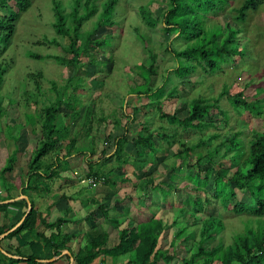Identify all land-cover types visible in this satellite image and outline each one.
<instances>
[{"label": "trees", "instance_id": "obj_1", "mask_svg": "<svg viewBox=\"0 0 264 264\" xmlns=\"http://www.w3.org/2000/svg\"><path fill=\"white\" fill-rule=\"evenodd\" d=\"M96 1L73 0L69 11H66L60 2L52 0L53 30L56 36L67 42L61 45L56 36L52 38L44 36L42 44L60 46L64 53V55H47L46 58H52L60 65H69L74 69L81 66V59L84 56L91 57L88 60L90 65L94 64L98 67L106 65L104 60L94 56L96 54L94 47L101 49L106 47V43L104 39L92 38V36L100 28L114 25L115 22L110 15L113 13L117 0H105L100 5V12H98ZM263 1L242 0L238 6L231 8L233 14L230 15V21L238 25L243 24L249 12L255 11ZM31 3L32 0H0V10L7 11V14H0V117L9 116L8 108L13 103L18 104L17 107L22 105L26 110L31 109L23 113L21 124L13 120V125L5 126L14 147L8 154L5 164L0 168V181L3 186V191L0 193V217L7 218L8 215L15 213V210L9 208L10 206L20 208L22 211L16 222L11 225L6 222L0 226V235L10 230L27 210L26 200L14 198L20 195L27 196L31 210L22 222L3 239H9L21 232L32 233L38 240L29 243L32 251L31 257L28 258L30 261L42 257L44 252H48L49 256H56L63 250L69 249L68 243L76 237L73 234L61 232V226L68 222L66 218L58 217L54 222H49L47 214L53 202L48 203L46 211L40 212L34 204V199L46 197L52 192L54 181L61 178V173L69 169L64 164H68L73 156L85 158L87 171L83 178L101 179L103 186L111 184L116 186V182L133 181L131 182L132 189L140 190L148 205L149 202L154 203L153 191H158L161 198L165 199L172 187L173 189L178 188L167 182L154 184L152 173L147 171L149 167L155 168L153 161L158 159L156 155L158 152L162 151L164 157L168 154L167 148L155 142L157 138L167 146L178 144L177 149L170 154L167 177L170 181L176 177L175 171L181 167V164L184 165V169L192 172V174H187L190 184H184L189 196L183 201L177 200L174 204L179 212L185 214V217L186 215L191 216V223L194 226L189 229L183 221H180L173 237L167 245L162 246L160 239L167 224L163 217H156L154 213H149L143 221L132 224L127 214L108 217L107 211L102 210L104 220L110 225V229L117 233V241L107 249L109 231L89 228L82 234L84 243L82 242L73 253V264H92L99 255L115 259L119 256H126L127 260L124 264H264V127L262 132L251 135L246 147L238 139L241 132L230 133L214 146L207 147L208 144L211 145L214 142L217 134H210L205 140L199 138L197 142L188 145L177 139L175 128L168 133L163 128L160 129L161 131L149 132L146 127H143L140 131L144 132L134 137L129 135L130 130L125 125L120 135L111 138L112 154L110 157H113L116 163L115 169L120 171L127 164H131L135 172L142 173L131 180L133 178L127 177L126 174L115 177L114 170L103 172L95 168L98 160H92L93 138H89L83 146H76L77 138L70 135L72 127L58 125L62 120L61 117L78 120L80 111H83L79 123L80 129L83 130L82 133L87 135L93 121L95 122L93 105L81 106L80 101L74 102L79 99L76 91L84 83L82 77L72 76L68 79L67 86L71 87L68 92L64 88L57 90L55 82L51 81L49 91L54 94L50 99L46 96L48 89L42 86L44 73L41 70L28 71L23 78L17 81L22 87L23 104L12 97L13 92L2 93L5 72L10 65L14 64V56H10V59L5 57L6 45L15 34L20 14L25 12ZM228 4L230 0H166V8L157 17L153 16L147 6H139L138 12L146 27L154 28L161 24L163 31L174 33L172 40L165 44V51L170 53L175 63L170 68L171 71L176 77L184 78L198 67L212 73L221 69L222 64L232 61L236 55L247 56L241 51L244 43H239L237 39V35L241 32L240 28L232 27L227 21L223 25L206 26L209 15L222 11ZM91 17H95L91 29L81 35L82 24ZM136 32V39L141 41L146 50V59L137 64L136 69H131L135 72V76L142 79V82L133 81L129 95L140 97L141 100L146 99L147 102L142 107L154 106L160 120H166L170 126L181 129L205 131L214 126L217 121L210 114L211 109L218 110L220 117H226L225 112L218 106L219 100L224 96L233 109H242L254 117L262 116L264 97L247 100L243 96L242 89L230 92V87L227 85L222 87L216 97L199 95L190 98L185 103L187 112L182 118L174 112H165L162 108L163 99L171 100L176 94V88L172 86L166 90L167 81H171L167 74L163 75L162 84L152 85L150 78L157 74L155 66L157 54L150 46L149 36L146 33ZM174 40L183 42V46L173 47ZM27 53L32 59L42 58L33 52L28 51ZM260 92L262 89L256 90L255 94ZM61 107L66 108L69 114L60 111ZM136 107L134 106V110H137ZM130 121H134V116H131ZM27 126L28 133L33 136L32 146L22 158L25 171L20 170V183L17 186L9 177L17 161V142L20 131L24 132ZM130 145L135 159L129 154L128 146ZM203 147L206 149L205 153L193 152ZM220 147L224 149L223 156L228 154L227 161L230 162V166H226L225 162L215 164L212 160L213 155L218 154ZM86 151L91 159L83 155ZM100 154V159L108 155L107 149L102 148ZM205 157L208 158L206 163L203 162ZM78 178L82 179V177ZM210 189L212 192H209ZM237 192L247 194L250 201H240ZM202 194H206L204 198L206 203L211 198L225 211L239 215L245 213L253 218L244 222L245 226L242 231L235 233L231 241L225 244L220 238L224 225L219 213L204 215ZM7 199L13 200L3 202ZM253 222L254 226H252ZM177 223L174 221L172 225ZM39 226L49 231V235L37 232ZM184 233L186 235H183ZM196 233L198 238H195ZM215 240L217 244L213 245ZM4 257L5 255L0 251V258L4 259ZM101 264L106 263L101 262Z\"/></svg>", "mask_w": 264, "mask_h": 264}, {"label": "rangeland", "instance_id": "obj_2", "mask_svg": "<svg viewBox=\"0 0 264 264\" xmlns=\"http://www.w3.org/2000/svg\"><path fill=\"white\" fill-rule=\"evenodd\" d=\"M57 1L61 3L66 11H69L73 4V0ZM104 1L105 0L96 1L98 12L101 11L100 5L103 4ZM51 2L52 0H32L31 6L20 14L16 23L15 34L6 45L5 57L10 59V56H14V64L10 65L5 72L2 93L10 94V92H13L11 93L12 97L18 100L20 104H23V94H21L22 87L17 81L23 78L28 71L41 70L44 73L42 86L48 89L46 96L50 99L53 98L54 94L52 91H49V88H51V81L55 82L57 90L58 88H64L68 92L71 90V87L67 86L68 79L72 78V76H74V78H76V76L82 77L84 83L81 85V88L76 91V93L79 94L80 100L77 99L76 101L74 100V102L80 101L81 106L89 105L90 107L93 105L95 122L93 121L91 130L87 135L86 133H82V128L80 129L79 122L83 111H80L81 114L78 120H73L69 117H61L62 120L58 125H70L72 127L70 135L77 138L76 146H83L89 141V138H93L91 144L94 150L92 160H98V163L94 166L95 168L103 172L114 170L113 173L115 177L124 176L126 174L127 177L133 178L131 180L139 177L140 173H142L135 172L131 164H127L119 171L115 169L116 163L113 157H110V154H112L111 138L120 135L125 125L130 130L129 135L134 137L144 132L140 131L143 127H146L149 132H155L156 130L161 131L160 129L163 128L166 129L168 133H171L172 129L175 128L177 139H180L188 145L197 142L199 138L205 140L210 134H217L218 136L214 142L211 145L208 144L207 147L214 146L233 132H241L238 139L243 142L246 147L247 141L253 133L262 132L264 127V110L260 117L251 116L242 109H233L225 96L219 100L218 106L225 112L226 117H220L218 110L211 109L210 114L217 119L215 125L209 127L205 131L198 132L190 128L181 129L176 126H170L166 120L159 119L157 110L154 106L142 107L143 104L147 102L146 99L141 100L140 97H136L132 94L129 95V93L131 92L130 86H133V81L142 82V79L139 76H135V72L131 71V69H136L135 66L146 59V50L142 46L141 41L136 39V31H139L149 36L150 46L153 52L157 54L155 62L157 74L150 78L152 85L157 86L162 84V77L167 74L168 78H171V81H167L166 90L170 89L172 86L176 88V94L171 100L163 99L162 108L165 112H174L182 118L187 112L185 103L190 98L199 95L216 97L224 85L230 87V92L242 89L243 96L247 100H255L264 97V1L255 11L249 12L246 21L241 25L236 24L232 20L230 21V15L233 14L231 8L238 6L242 0H230V4L226 5L222 11L209 15L206 26L214 24L223 25V23L227 21L232 27L240 28L241 32L237 35V39L239 43H244L241 46V51L246 53L247 56L239 57V55H236L232 61L227 64H222L221 69L212 73L198 67L189 76L184 78L176 77L171 71L170 68L175 65V63L170 53L165 51V44L172 40L174 33L163 31L161 29V24H158L154 28L146 27L138 12L139 6H147L152 11L153 16L157 17L159 13L166 8V0H117L113 13L110 15L115 22L114 25L100 28L97 33L92 36V38L104 39L103 41L106 43V47L104 48L100 49L96 46L94 47V52L96 53L94 56L96 55V58L104 60L106 65H100L99 67L94 64L90 65L88 64V60L91 57L84 56L81 59V66L77 69L69 65H60L52 58L45 57L47 55H64L60 46L47 43L42 44L44 36L46 38L56 36L51 24L53 20ZM0 14H7V11L0 10ZM94 20L95 17H91L82 24L80 29L81 35H84L86 31L91 29ZM222 29L223 32H225L223 27ZM56 39L61 45L67 42L58 36H56ZM38 42L39 44H37ZM172 46L180 48L183 46V42L174 40ZM28 51L42 56V58L32 59L28 56ZM258 89H262V92L255 94ZM17 105L13 103L7 108L15 123L21 124L23 122V113L31 109L26 110L22 105H19V107H17ZM74 105H76V103H74ZM134 106H137V110H134ZM59 110L69 114V111L64 107H61ZM131 116H134L133 122L130 121ZM25 129L29 131L28 126ZM155 142L167 148L168 154L164 157L162 151L158 152L156 154L158 159L153 161L154 165H156L154 166L155 168L149 167L147 171L152 173L154 184L167 182L178 188L173 189L172 187L170 194L168 193L165 199L161 198L158 191H153L152 198L154 203L151 202L150 204L148 201L149 205L146 204V198L142 197L140 190L132 189L131 182L133 181L124 183L116 182V186L113 184L106 186L97 184L94 187H90L87 183L82 184L78 177L83 178L87 171L86 162H84L85 158H83V156H73L70 161H68V164H64L66 168L67 166L69 167L71 173H74L72 176L69 172L63 173L61 178H59L61 181L56 179L57 181H54L56 183H53V185H55L52 186V188L54 187L52 191L54 190L55 192L52 195L51 192L49 196L46 197H55L65 193L71 196L78 195L80 197H90L101 200V204L99 203L101 206L98 205L97 208L91 210V213H93L94 216L99 214L101 216V221H103H94L91 227L96 228L101 226L104 227L103 229L109 231L110 243L117 241V233L110 229V225L103 219L102 210L107 211L108 217H119L123 214H127L132 224L133 222H141L146 216H149V213H154L156 217H163L164 221L167 223L160 239L162 246L167 245L173 237L175 229H177L178 225L181 223L180 221H183L189 229H192L194 226L193 223H191V216L186 215L185 217V214L179 212L174 204L177 200L183 201L189 196V194L186 193L184 184H190V181L187 179V174H192V172L184 169V165L181 164V167L175 171V174H177L176 177L170 181L167 178L169 175L168 164L170 162V154L177 149L178 144L167 146L161 141H158L157 138H155ZM12 145L13 144L10 142V146L8 145L9 147L6 149V152L5 149L0 147V154L2 155L0 157L1 167L6 162V159L3 157L8 156L12 150ZM31 146L29 149H31ZM205 147L196 149L193 152L199 151L205 153ZM102 148L107 149L108 155L100 159V151ZM128 148L129 154L132 156L131 158L135 159L136 157H134V152L131 150V145L128 146ZM87 151L83 155H85L87 159H91L88 155L89 151ZM223 151L224 149L220 147L218 154H214L212 160L215 164L225 162L226 166H230V162L227 161L229 156L228 154L223 156ZM19 155H21L20 152L17 156ZM206 161H208V158L205 157L203 162L206 163ZM210 166H212V164H210ZM15 168L23 172L25 171L24 165L19 161H16ZM14 178L15 180L10 179L14 181L16 185H19L20 176H18V172ZM2 188L3 186L0 181V189ZM209 192H212V190L210 189ZM205 197L206 194H202L201 199L204 204L203 213L205 216L219 213L220 219L224 225L220 233V238L225 244L231 241L235 233L242 231L245 226L244 222L253 218L245 213L239 215L231 211H225L211 198L209 202L206 203V201H204ZM238 197L242 202L250 201L248 195L243 192L238 193ZM16 199L20 200L22 198L17 197ZM34 204L36 206V202H34ZM174 221L178 223L172 225ZM254 225L255 223L253 222L252 226ZM183 235L186 234L184 233ZM195 238H198L197 233L195 234ZM212 244L216 245L217 240Z\"/></svg>", "mask_w": 264, "mask_h": 264}, {"label": "crops", "instance_id": "obj_3", "mask_svg": "<svg viewBox=\"0 0 264 264\" xmlns=\"http://www.w3.org/2000/svg\"><path fill=\"white\" fill-rule=\"evenodd\" d=\"M8 115V117H0V121H2L0 122V147L2 149H5V152L6 149H8V147L10 146V142L12 144V141L10 140V135H8L5 129L6 125L11 126L13 124V118H11L10 116V111ZM28 132L29 131H27V129H25L24 132L20 131L19 139L17 142L18 153H21V155L17 156V161H19L20 163H22V158L23 156H25L26 152L30 150L29 147L31 146L33 136L30 135ZM13 147L14 146L12 145V149ZM1 156L2 155L0 154V157ZM3 158L6 159L7 156ZM13 171V173H10V178L15 180L14 177L17 172L18 176H20V170L14 167ZM65 172H69L71 176L74 173H71L70 169ZM59 181L61 180L59 179ZM52 189H54V187ZM2 191L3 188L0 189V193ZM54 192L55 191L53 190L51 195ZM12 200L13 199H7L3 202H10ZM35 202L40 212L46 211L48 203L53 202L52 207L48 211L47 220L49 222H54L58 217H65L68 222L61 226V232L63 234H73L76 238H74L68 243L69 249L63 250L59 255L49 256L48 252H44L42 257L30 261L28 258L31 257L32 251L29 246V243L31 241L37 242L38 240L32 233L21 232L12 236L9 239H3L4 237H0V251L5 255L4 259L0 258V264H73V253L82 244V242L84 243L82 239V234H84L89 228L94 229V227H91V224H93L94 221H103H101V216L99 214L94 216L93 213H91V210L97 208V206L101 204V200H98L97 198H87L82 196L80 197L78 195L71 196L64 193L50 198H36ZM9 208L15 210V213L8 215L7 218L0 217V226L5 224L6 222L11 225L20 218L22 209L15 208L12 206H10ZM96 228L102 230L104 227L100 226ZM37 232L49 235V231H46L43 226H39ZM111 245H113V243H110V241L108 240L106 248L108 249ZM126 260V256H119L117 259H115L112 257H105L104 255H99L98 257H96L94 263L92 264H98L99 262H104L106 264H124Z\"/></svg>", "mask_w": 264, "mask_h": 264}, {"label": "water", "instance_id": "obj_4", "mask_svg": "<svg viewBox=\"0 0 264 264\" xmlns=\"http://www.w3.org/2000/svg\"><path fill=\"white\" fill-rule=\"evenodd\" d=\"M18 198H22V199L26 200V203H27V210H26V212L24 213V215L22 216V218L20 219V221H19L14 227H12L10 230H8V231H6V232H4V233H2V234L0 235L1 238L5 237L9 232H11L12 230H14V229H15V228H16V227L22 222V220L25 218V216L27 215V213L31 210V204H30V202H29L27 196H25V195H20Z\"/></svg>", "mask_w": 264, "mask_h": 264}, {"label": "built area", "instance_id": "obj_5", "mask_svg": "<svg viewBox=\"0 0 264 264\" xmlns=\"http://www.w3.org/2000/svg\"><path fill=\"white\" fill-rule=\"evenodd\" d=\"M80 182L82 184L87 183L90 187H94L97 184H101L102 180L97 178H82ZM98 264H101V262H99Z\"/></svg>", "mask_w": 264, "mask_h": 264}]
</instances>
